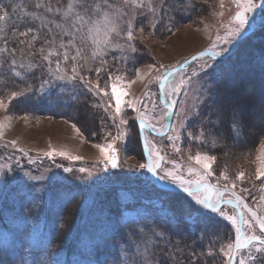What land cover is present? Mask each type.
Here are the masks:
<instances>
[{
  "label": "rangeland",
  "instance_id": "obj_1",
  "mask_svg": "<svg viewBox=\"0 0 264 264\" xmlns=\"http://www.w3.org/2000/svg\"><path fill=\"white\" fill-rule=\"evenodd\" d=\"M202 2V8H205V11L193 25H184L164 37L150 34L151 29H148L143 37L137 32L135 41L137 48H142L145 53H148L146 60L138 68L141 72H147L146 65L149 64L156 67L160 65L177 67L191 55L203 50L220 52L223 49L225 52L228 49L229 43H225L224 38L230 18L238 11L236 5L233 0H224L223 8L219 7V0ZM257 3H260V0H257ZM221 12H223L222 17L219 15ZM253 17L256 19L255 27L257 24L264 23V12L261 10H256ZM247 30L246 25L241 34ZM217 35L221 37L220 40L216 39ZM238 36L231 39V42ZM253 41V37L249 39V42ZM213 43L216 45L214 49ZM116 54L120 55L119 52ZM205 58L207 57L203 56L196 60H202L205 64L208 62ZM134 66L133 60L120 65L122 71L125 70L130 78H135ZM160 71L163 69L161 68ZM180 71L186 78L192 76L193 71L200 73L192 67H185ZM156 74L154 68L144 81L137 80L132 85L131 92L137 97L148 89L157 93V85L148 83ZM89 77L94 79L95 74ZM215 77L214 74L192 76L185 109L190 112L195 105L202 116L211 115V118L215 120L217 111H213L212 105L214 107L222 103H225L227 107L239 105L243 108L240 112L245 118L249 136H260L252 143V148L249 145L247 149L246 147L242 148L243 150L240 149L239 151L244 152V155L233 151L238 158L221 160L223 152H228L230 149H225L223 144L217 142L215 126L213 127L215 146L211 143L207 145L198 142L188 143L185 140L181 144L184 150L182 155L173 152L166 138L153 139L157 136L149 134V139L163 148V154H166L169 160H175L184 166L185 179H195L194 175H188L187 166L199 167L194 161L188 159L189 151L193 155L196 152H202L216 156L217 161L213 167L217 175L225 166L230 176H235L239 171L246 172L252 179L238 184V187L251 190V196L248 193L244 194L254 205V201H258L261 182L264 181V178L262 181H257L254 177L258 165L256 158L260 154L261 145H264V108L261 102L258 103L260 96L253 86L247 84L246 89H241L242 85L237 82L232 83L230 90L226 88L225 98L221 94L219 101L217 99L216 103H213L214 95L211 86ZM76 82L79 84L78 81ZM70 87L71 82L57 79L56 98L60 99L63 93H68ZM80 87L82 88V85ZM40 88V96L45 98L46 93L43 91L47 86H44L43 91H40ZM83 91L87 92V89ZM90 96L93 95L90 94ZM97 99L93 96V101L89 104L93 113L95 140L84 136L81 132L83 129L77 132L78 127H73L75 123L52 117H40L33 120L23 116L13 117L8 113V109L5 111L0 108V122L4 124L3 135L0 137V264H119L122 247L118 245L122 239L119 236L121 231L117 230L123 229L124 225L135 226L136 231L141 228L146 229L143 221L148 220L153 214L159 220L170 224H175L181 219L188 230L196 231L198 237L201 235V229L209 220H212L216 222L214 231H222L226 236H231L232 226L229 222L218 215H207L205 209L196 205L192 198L189 201L175 197L174 199L178 201L177 208L168 200L173 196L155 192L152 186L153 180L146 169L139 167L145 162L138 150L140 136L138 138V128L133 124L135 113L131 109L127 110L130 113L127 125L129 135L116 144L119 166L115 169L103 168L100 164V151L95 145L104 144L108 132L115 136L117 130L107 114L102 109L94 107ZM179 99L182 101L185 99L183 93ZM68 101L71 104V101ZM200 101H206V103L201 104ZM251 106L253 110L255 109L254 112L250 110ZM49 108H53L51 101ZM166 119H163L161 123L166 124ZM176 123L177 117L172 115L169 126ZM185 123L193 131H198L195 127L199 123L197 118L189 115ZM232 131L235 140H239L240 134L236 135V131ZM11 141H16L15 148L10 145ZM247 143H249L248 140L244 145ZM18 149H24V152ZM52 149L65 151L70 156H79L81 159L72 160L61 156L49 159L43 155ZM165 167L171 168L172 165L168 164ZM66 168H70L71 171H65ZM80 168L86 171L80 172ZM156 176L159 177V175ZM163 181L169 185L175 184L171 179ZM77 195L81 196L79 202L81 212L74 224V230L68 237L62 229L60 236L54 235L60 223V210L66 202ZM194 207L199 208L205 215H199L193 210ZM221 207L229 213L232 212L231 207ZM64 239H66L64 246L69 247L68 249L60 247ZM115 246L118 250L114 249ZM261 264H264V260Z\"/></svg>",
  "mask_w": 264,
  "mask_h": 264
},
{
  "label": "snow or ice",
  "instance_id": "obj_2",
  "mask_svg": "<svg viewBox=\"0 0 264 264\" xmlns=\"http://www.w3.org/2000/svg\"><path fill=\"white\" fill-rule=\"evenodd\" d=\"M167 3L168 0H8L7 3L0 0V71L9 73L11 77L26 79V73L45 67L53 79L78 81L82 85L81 94L83 89H87L88 93L97 97L94 107L102 109L117 130L115 136L108 132L104 144L95 145L105 170L119 166L116 144L129 135L127 125L130 113L127 110L131 109L135 113L133 124L139 121V129L144 133L147 152L146 162L139 167L159 175L161 180L171 179L192 197L196 205L222 217L235 230L233 239L222 231H214L216 222L209 220L198 237L202 250L192 248L187 255H183L186 249L179 243L171 245L162 232L141 228L129 235V245H122L119 264H261L264 260V145H261L256 158L258 165L254 177L262 182L255 206L244 196V193L251 196V190L238 187L252 177L244 171L230 176L226 166L217 175L213 167L217 161L214 155L202 152L193 155L189 151L188 159L199 167L187 166L188 175H194L195 179H185L184 166L169 160L163 154V148L150 140L148 134L150 130L166 138L173 152L181 155L184 151L181 144L185 140L215 146L213 127L217 121L211 115L202 116L195 105L190 112L185 109L191 78L198 73L193 71L192 76L186 78L176 66L156 67L149 64L146 65L147 72L134 68L135 78H130L120 67L135 59L132 54L138 51L135 43L137 32L143 37L148 29L153 30L150 34L160 28L171 31L170 25H174L175 18L169 16L165 8ZM233 3L238 11L228 22L225 43L240 35L246 25L255 27L256 19L253 17L250 20L249 14L264 9V0L260 3L257 0H233ZM219 7H224V0H219ZM219 15L222 17L223 12ZM220 22L223 24V20ZM216 39L221 37L217 35ZM215 47L213 43L212 48ZM116 52L120 55H115ZM223 52V49L220 52L209 50L200 53V56L214 57ZM195 59L197 57H193ZM154 68L157 74L148 83L157 85L158 92L148 89L141 96H135L131 92L132 85L137 80L144 81ZM161 68L163 71H160ZM85 71L94 73L95 78L85 76ZM47 83L50 81L42 82L40 91ZM0 84L6 85L7 81L0 80ZM30 90L29 87L0 95V108L7 111L13 99ZM182 93L183 101L179 99ZM171 115L177 117L176 124L169 126L161 123ZM189 115L199 120L195 126L198 131H193L185 123ZM73 127L76 128V125ZM3 128L4 124L0 122V137ZM238 129L239 123L234 114L233 130L236 135H239ZM76 130L80 131L79 128ZM9 143L15 148L16 141ZM18 151L24 152V149ZM43 155L49 159L55 156L81 159L55 149ZM168 164L172 167H165ZM65 171L71 169L66 168ZM79 171L85 172L86 169L80 168ZM222 205H231L232 212L229 213ZM193 210L201 216L205 215L199 208L194 207ZM206 240L207 244L204 243ZM161 242L164 247L160 246Z\"/></svg>",
  "mask_w": 264,
  "mask_h": 264
},
{
  "label": "trees",
  "instance_id": "obj_3",
  "mask_svg": "<svg viewBox=\"0 0 264 264\" xmlns=\"http://www.w3.org/2000/svg\"><path fill=\"white\" fill-rule=\"evenodd\" d=\"M202 1L204 0H168L165 8L168 10L169 16L175 18V23L174 25H170V32L166 31L164 28H160L159 31H155L154 35L158 37H164L173 33L184 25L195 24L198 21L199 16H202L205 11V8H202ZM4 2L7 3L8 0H4ZM260 10L264 12V9H259L258 11ZM165 23H168L167 18L165 19ZM262 25H264V23H261L259 25L257 24V27L250 34L242 38L236 44V46L228 56L221 59L207 57L205 58V60L208 62L205 64L202 63V60H195L187 66V68L192 67L195 68V70L200 71V73L198 72V76L200 77L208 74H214L216 76L212 81L211 86V90L214 95L213 103H216L217 99L219 101L221 94L223 98H225L224 92H227L226 88L230 90L232 83L237 82V84L242 85L241 89H246L247 86L245 85L247 84L253 86L254 90L261 98H259L258 103L261 102V105L264 108V26ZM261 30L263 31L260 32ZM151 31L153 30L151 29ZM251 36L254 38L253 42H249V39L252 38ZM232 42L229 43V47ZM227 50L228 49H226L223 55L227 53ZM115 55L117 54L115 53ZM133 56L135 57V59L133 60L135 62L134 68L138 69L140 65H142L146 60L148 53H145L142 48H138V51L134 53ZM108 58L109 60H111V56H109ZM187 59H185L184 61H186ZM38 62L39 61L37 60V63ZM6 67L7 65H5V68ZM125 69H127V67H125ZM83 74L89 77V75H92L93 73L85 71ZM25 75L27 77L26 79H20L18 77H11L10 74L5 71H0V80L7 81L6 85L0 84V95H4L9 91H22L29 87L31 88V90L25 92L23 96H19L13 99L11 103L8 104V113L11 116H23L30 120L40 117H52L54 119H61L73 124L75 123V125L79 129H83L81 132L84 134V136H89L92 140H95L96 137L94 135L95 125L93 113L89 105L93 101V96H90V94L85 91H83V94H81L82 88L80 87V83L78 84L76 81L68 79L62 80L63 82H71V87L69 88L70 91L66 94L63 93L62 97L60 99H57V79H53L52 77H50L45 67L34 68L32 72L26 73ZM240 76L241 78L239 79ZM13 81L15 82L13 83ZM43 81H50V83L44 84V86H47V88L43 91L44 93H46L45 98L41 97V94L39 93V88L41 87ZM68 100L71 101V104ZM50 101L53 105L52 109L49 108ZM216 107L212 105L213 111H217L216 117L214 118L217 121V123L215 124V138L217 139L218 143L224 145L225 149H230L228 152H223V154L221 155V160L227 158H238V156L233 154V151L239 152V154L244 155V152H241L239 150L244 147H246L247 149L249 145L252 148V143L259 139L260 136H249L247 126L245 124V118L241 116L240 112L241 110H243V108H241L239 105L227 107L225 103H222L220 105L218 104ZM250 110H253L252 106ZM254 111L255 109L253 110V112ZM234 114L235 119L239 123V140H235L232 131ZM245 117L247 118V116ZM88 121H90L91 124H89L90 122ZM134 126L136 127V121ZM247 136H249L248 138H250V140L247 138L249 143L244 145V143L247 141ZM155 138L159 139L158 137H154L153 139ZM138 143V150L143 159L140 139ZM225 149L222 148V150ZM152 184L150 182V185L153 186V189L156 193L173 196L168 200L171 201V203L177 208L178 201L177 199H174L175 197L184 198L189 201L192 198L188 194L168 191L164 188H161L155 183ZM244 196L248 199V196H246L245 194ZM80 201L81 196L77 195L63 205L62 209L59 212L60 223L56 227L54 235L60 236L62 229L64 231V234L68 237L70 232L74 230V224L78 217H80ZM248 202L252 204L249 199ZM68 211L71 212L69 213ZM204 211L207 213V215L209 214L216 216V214L210 213L207 209H205ZM143 226L146 228L145 230L152 229L157 232H162L164 234V238L170 240L171 245L173 246L179 243L181 247L186 249L183 255H187L192 248H196L197 251L202 250L200 243L198 242V234L196 233V231L188 230L187 225L184 222H181V219L178 220L175 224H170L159 220V218L156 217L155 214H153L149 216L148 220L143 221ZM134 227L135 226L126 227L124 225L122 227L123 229L117 230L121 231L119 236L122 239L119 242L120 245L118 246L122 247V245H129L131 243L129 240V235L133 232H136V229L134 230ZM231 228V237L234 239L235 230ZM65 241L66 239L62 240V246L60 247L68 249L69 247L64 246ZM125 241L126 244H124ZM193 241H197V243L194 244ZM204 243L207 244V240L204 241ZM160 246L164 247L165 245L163 244V242H161ZM114 249L118 250V247L115 246Z\"/></svg>",
  "mask_w": 264,
  "mask_h": 264
},
{
  "label": "water",
  "instance_id": "obj_4",
  "mask_svg": "<svg viewBox=\"0 0 264 264\" xmlns=\"http://www.w3.org/2000/svg\"><path fill=\"white\" fill-rule=\"evenodd\" d=\"M250 17H251V15L249 16V18H250ZM251 30H252V29L250 28L246 34L241 35V36H240V37H239V38H238V39H237V40L231 45V48L229 49V51H228L227 54H226L227 56H228V55L230 54V52L232 51V49H233V47L235 46L236 42H237L238 40H240L241 38H243L244 36H246L248 33H250ZM206 52H207V51H206ZM201 53H202V52H201ZM193 57H197V58H199V57H201V56H200V53H199V54H196V55H193V56H191L188 60H186V61H188L187 64H185V62H183L180 66H183L182 68L186 67V66H187L188 64H190L192 61H194V60H193ZM211 57H213V56H211ZM215 57H216V56H214V58H215ZM180 66L176 67L177 70H181V69H182ZM171 117H172V115L169 116V117H167V124H168V125H170V123H171ZM137 128H138V131H139V136H140V141H141V145H142V148H143V152H144L145 158L147 159V152H146V150H145V148H144L143 132L140 131V129H139V122H137ZM149 134L156 135L157 137L159 136L158 133L151 132L150 130H149ZM149 173H150V176L155 180V182H157V183H159L160 185H162V186L168 188L169 190L186 193L183 189L176 188V187H170V186H167L166 184H164L163 182H161L157 177H155L153 173H151V172H149Z\"/></svg>",
  "mask_w": 264,
  "mask_h": 264
},
{
  "label": "bare ground",
  "instance_id": "obj_5",
  "mask_svg": "<svg viewBox=\"0 0 264 264\" xmlns=\"http://www.w3.org/2000/svg\"><path fill=\"white\" fill-rule=\"evenodd\" d=\"M152 135V134H151ZM153 136H156V135H153Z\"/></svg>",
  "mask_w": 264,
  "mask_h": 264
},
{
  "label": "crops",
  "instance_id": "obj_6",
  "mask_svg": "<svg viewBox=\"0 0 264 264\" xmlns=\"http://www.w3.org/2000/svg\"><path fill=\"white\" fill-rule=\"evenodd\" d=\"M88 146V145H87ZM90 147V146H89Z\"/></svg>",
  "mask_w": 264,
  "mask_h": 264
}]
</instances>
